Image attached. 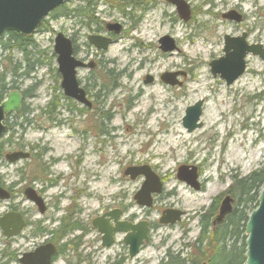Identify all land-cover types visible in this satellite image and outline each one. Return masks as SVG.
I'll return each instance as SVG.
<instances>
[{"label": "rangeland", "instance_id": "1", "mask_svg": "<svg viewBox=\"0 0 264 264\" xmlns=\"http://www.w3.org/2000/svg\"><path fill=\"white\" fill-rule=\"evenodd\" d=\"M128 1L99 0L94 7L93 15L99 21L122 26V32L114 36V44L103 54L94 56L95 47L83 43L85 37L75 42L87 60H98V75H102L105 85L99 93L103 97L98 107L107 117L100 123L92 112L75 113L72 125L58 130L54 122L56 111L50 114L46 108L54 91L61 90L60 77L57 80L54 77L57 66L56 56L52 55L53 39L57 32L66 36L72 33L78 25L74 19L55 18L52 12L31 35L37 45L35 50H42L43 54L30 58H39L41 64L27 65L29 68L24 69L20 51L3 50L0 44V72L4 71V79L11 82L12 67L21 63L17 71L20 89L32 95L25 99L28 111L23 112L22 127L14 128L17 135L13 139L24 143L27 149L35 148L33 153L44 154L32 161L3 164L0 175L7 182L23 177L22 186L33 182L38 187L46 178L59 175L63 180L47 191L45 197L50 205L60 209L51 207L47 217L53 214L58 219L79 212L80 223L89 229L91 219L99 211V201L110 203L111 207L122 206L141 186L144 177L131 179L125 169L148 166L164 181V197L157 199L163 205L157 203L150 208V221L155 223L160 211L167 207L185 212L181 222L151 231L146 248L133 259L135 264H158L167 252L189 254L199 234V218L214 197L221 194L217 213L233 181L260 169L264 163V60L246 54V70L230 85L218 75L213 77L209 70L210 61L223 55V35L245 33L247 44H259L264 50V0H183L190 10L187 21L178 17L176 7L166 0H134L136 6L130 16L123 14L116 7L123 8ZM72 7L70 3L66 11L70 12ZM123 9L130 10L129 6ZM101 27L105 31L104 24ZM79 28L80 36L92 34L84 27ZM163 36L174 41L175 48L169 52L159 49V38ZM0 40L5 42L6 36L1 34ZM88 70H80L77 76L85 77ZM24 71L27 74H22ZM166 72L175 73L174 79L182 85L163 82L160 76ZM147 76L152 77L149 83L144 82ZM157 94L161 98L155 100ZM197 100L203 102L199 118L202 126L187 132L181 124L184 110ZM65 115L68 116L66 110ZM97 124L105 129L104 135H96ZM56 156L61 160L49 166ZM180 165L197 167L202 181L199 190L176 178ZM17 168L22 170L16 172ZM45 169L48 172H43ZM70 171L74 178L68 175ZM58 191L63 193L60 200ZM21 206L29 210L31 220L44 218L32 214L28 202H22ZM137 212L138 208H132L131 213ZM43 224L48 226L49 220ZM94 233L83 238L79 252L94 251L92 261L103 264L104 252L97 251ZM78 234L72 232L66 240H74L73 236ZM113 251L116 249L105 253ZM76 261L72 259L73 263ZM56 264L65 263L59 259Z\"/></svg>", "mask_w": 264, "mask_h": 264}, {"label": "flooded vegetation", "instance_id": "2", "mask_svg": "<svg viewBox=\"0 0 264 264\" xmlns=\"http://www.w3.org/2000/svg\"><path fill=\"white\" fill-rule=\"evenodd\" d=\"M98 2L99 0H65V2L60 5V8H61L60 16L70 18V19L72 18L78 24L72 29L74 30L72 33H70L67 36L65 35V36L70 40V44H72V55L74 56L76 60H78L81 63V65H83L76 69L75 76H76L78 86H80L83 89L84 97L89 101V105H85L83 103L78 102L76 99L74 100L73 98L65 96L63 94V90L61 89V87H60L61 90L56 89L54 91L55 93L52 94L51 100L46 105V108L49 109L48 113L50 114L56 111L55 112L56 117L54 118V122L58 130H62L65 126L70 127V125H72V122L74 121L71 117H73L75 113L82 115V114H86L87 112H92V115H94L95 118H98V120H96L97 123L98 122L100 123V121H103L104 118H107L103 114L102 109L98 107L99 103H101V97H103L102 95L99 94L100 90H102L101 88L105 87V85H103V81L101 80L103 79L102 75L100 74L98 75V70H99L98 60L97 58H94V59L91 58V60H87L88 57L85 56V54L81 52V49L79 48V46L75 44L76 41L78 42L79 38L83 39L85 37L86 39H85V42L83 43L87 44L88 46H90L89 43L92 44L95 47L93 51L94 52L93 55L97 56V55L103 54L104 51L107 50L109 46L114 44V39H115L114 36L122 32L121 24L116 23V22L102 23L93 15L94 7ZM70 3H73V7L71 11L69 12V11H66V7ZM76 3L78 4V6L76 5ZM122 6L124 7L129 6L130 10L125 11L123 9L124 7L120 8L119 6H117L116 8L121 13L129 15L131 13V9H133L136 6V3L134 2V0H129L126 3L124 2ZM82 11L85 12V14L82 13ZM103 24H104L105 31H103L101 27L103 26ZM114 24L118 25L119 27L118 32L113 31L109 27ZM79 27L81 28L84 27L90 30L92 34H85L83 36H80L79 32L81 31ZM93 35L101 36L103 38L105 37L108 40L109 43L105 47V49L98 47L95 44L90 42V37H92ZM234 37H238V36H234ZM223 43H224V37H223ZM80 53H82V55ZM84 68H89V70L87 71L85 77L79 78V76H77V73L80 70H83ZM3 72L4 71L0 72V102L3 99H5L11 91H17L20 95L21 103L19 107V112L13 111L11 113L5 114L2 120V123L4 124L6 129L0 137V151H1L0 167H3V164H13V163H17L19 161H24L27 159L32 161L35 159V156L37 157L39 156L38 159H40L44 155L43 153H40V154L33 153L35 151V148L29 147L27 149L26 146L24 147L25 145L24 143H21L13 139L14 137L16 138V135H17V132L14 131V128L22 127L24 123L23 116H22L23 112L28 111L24 104L25 99L28 97H31L32 95L30 92H28V90L20 89V83L18 82L19 80L18 73H16L17 75L12 76L11 82H7L6 79H4L3 77L4 76ZM56 72H57V69H56ZM176 82H177L176 83L177 85L179 86L182 85V82L180 81H176ZM98 87L99 89L96 90V88ZM65 110L67 111L68 116L66 115L64 116ZM21 116L22 118L20 122L17 121V119ZM97 126L98 127L96 131V135L97 136L104 135L106 132H105V129L102 127V125L97 124ZM40 129H43V128H40ZM46 129L47 128H44L43 131ZM63 132L64 131H62V134ZM13 152L27 153V155L24 156V158L20 157V158H17L11 161L7 157V155L12 154ZM57 160H61V158L57 156L54 158H51V161H50L51 164H48V165L53 166ZM21 170L22 169L17 168L15 171L20 172ZM43 172H48V169H45ZM68 175L71 176V178H74V174L71 171L68 172ZM22 179L23 177H19V179L17 178L16 180H14V182H7L4 179V176L0 175V205L4 204L0 206V264H42L45 261L44 256L46 252H44L43 254H41L40 252L39 254H36V251L37 249H39V247H42V246L46 247L47 245L48 246L53 245V248L55 249V251L51 253L49 256L50 264H56L59 259H63L65 264H96L94 261H92L93 259L92 255L94 251L93 253L91 252L83 253V252H79V248H78L83 238L86 235L91 234L92 231L95 232L94 236L96 237L95 241L97 244L95 247L97 251L100 253L104 252L105 260L103 264H135L136 261L133 259L136 257L137 253H139L142 249L146 248V244L149 242L151 231L153 230L156 231V228L163 226V225L165 226L175 225L181 222L180 220L182 216L185 215L184 211L177 209L183 213L180 215V218L177 221H175V223H170V222H168L167 224L162 223L160 222V218L163 216L164 211L166 210L177 211L175 209H168L167 207L166 209H162L160 211V215L156 219L155 223H152L150 221L149 211H152V209L150 208H153L155 204L158 203L157 199H162L164 197L162 195L164 192L163 190L164 181L159 176L158 179H160V183H161L160 191L151 193L149 195L148 197L149 205L147 204L141 205L135 200L134 195L137 193V191L133 194L132 199H130L129 202H126L122 206L119 205L118 207L116 206L111 207L110 203L106 204V203H103L102 201L101 202L99 201V204H101L99 211L91 219L90 221L91 227L88 229L87 227L84 226V224L82 225L80 223L81 220H79L78 218L79 212H75L76 213L75 215L65 214L62 217H59L58 219H54L52 216L53 214L51 215V217L49 216L47 217L46 215L47 212L53 206L50 205V203L46 200L47 197H45L46 196L45 194L47 193V191H49L53 187H57L58 182L60 180H63V178H60L59 175L55 176V178L54 177L46 178V180H44L43 185L39 187L30 181H29L30 182L29 185L22 186L20 182V180L22 181ZM144 181L145 180L143 178V181L141 182V186ZM197 181H198V188L200 189L202 185V181L200 180V178H198V172H197ZM184 184L190 187L187 183L184 182ZM58 193H59L58 199L60 200L63 197L62 195L63 193L59 191ZM123 195L124 197L127 196V194H123ZM166 195H169V194H166ZM18 197L21 199L18 200ZM230 198L232 197L230 196ZM123 199H126V198H123ZM223 199H221L219 203L217 213L212 218L213 226L215 224H220V222L224 220L223 219L224 217L221 218L220 222H217L215 220V217L219 213V210H220L219 207ZM22 202H28L30 204V206L32 207V214L38 213L40 216H43L44 218L40 217L37 220H31L30 216H28L29 210H26V208H23L21 206ZM232 203H234L233 198L230 203L231 207L233 206ZM158 204L163 205V203L162 202L160 203V201ZM134 207L138 208L137 214L143 213L145 215L141 217H135V215L137 214L131 213L132 208ZM53 209H56L58 211V209L60 208L59 206L58 207L54 206ZM16 217L20 218V220H17ZM114 218H116V221H114ZM48 220H49V224L48 226H45L43 223L44 221H48ZM92 221H94L95 225H97L96 228H94L91 225ZM114 222H117V223L120 222L123 224L125 222V223H129L133 225L134 223H140V222L147 223L146 234L148 236V241L146 242L142 241L139 244L140 245L139 250L138 252H136L135 255L130 256L129 246L125 244L124 242V238L126 234L130 233V229H127V231H124V232L114 231L112 234H110V236L104 237V232L107 233L109 229H113V227L116 226ZM54 223H56V226H54ZM49 225H51L52 227H50ZM2 226L4 227L6 226V229H8V231L5 232ZM76 231L79 234L77 236H73L74 240L70 239L67 241L66 238H68L70 233L76 232ZM107 241H111V243L109 245H106L105 242ZM72 244H74L73 247H72ZM60 246H63V247L65 246L64 247L65 250L60 252L59 251ZM114 248L116 249V251H113L112 254L105 253L106 251L113 250ZM179 253L182 254L179 251L178 252L176 251L175 253H172V254H179ZM73 256L75 259H77L76 263L72 262V259H74ZM129 261H131V263H129ZM201 264H206V263L202 262Z\"/></svg>", "mask_w": 264, "mask_h": 264}, {"label": "water", "instance_id": "3", "mask_svg": "<svg viewBox=\"0 0 264 264\" xmlns=\"http://www.w3.org/2000/svg\"><path fill=\"white\" fill-rule=\"evenodd\" d=\"M167 1V0H166ZM171 2L177 10V14L184 21L189 20L190 10L187 4L183 0H168ZM65 0H0V34L7 32H15L21 35L29 36L34 33L39 27L42 19L46 18L49 13L63 4ZM226 17L230 18L229 15ZM237 20L239 17H235ZM232 19V18H230ZM113 31L118 32V25L114 24L109 26ZM223 43V55L219 58L213 59L209 63V70L212 76L219 75V78L224 80L226 85L232 84L235 79L244 73L245 68V55L250 53L252 55H258L264 60V50L259 44H247L246 35L241 34L238 37H230L224 35ZM90 42L98 47L105 49L108 45V40L101 36L90 37ZM174 41L170 37L163 36L159 38V49L163 52H169L174 49ZM53 52L56 55L57 73L60 77L59 87L63 90V94L67 97L76 99L78 102L85 105H89V101L84 97L83 89L78 86L76 80V69L81 67V63L72 55V44L70 40L63 34L57 32L53 39ZM175 73H163L160 78L163 82L169 85H174L177 82L174 80ZM151 76L145 78V83L151 81ZM20 95L17 91H11L5 99L0 102V137L5 131L6 127L2 123L5 114L11 112H19L20 107ZM203 102L197 100L192 106H188L184 110V115L181 120V124L187 130L192 132L196 128H200L202 124L199 121L201 116ZM27 153L13 152L7 157L13 161L14 159L26 156ZM125 174L129 175L132 179L138 175L144 176V182L137 193L134 195L135 200L141 204L149 205L148 197L151 193L159 192L161 183L157 175L149 169L148 166L142 165L140 167H129L125 169ZM177 178L187 183L191 188L197 190V167L180 165L177 167ZM258 204L255 209L248 215V220L245 224V260L244 264H264V184L258 194ZM219 213L215 217L217 222H220L221 218L231 211V201L228 195L223 197ZM183 212L177 210H166L163 212V216L160 218V222L167 224L175 223L180 218ZM17 220L20 218L16 217ZM116 221V218H114ZM113 229H109L105 236H110L114 231H127L130 229V233L126 234L124 238L125 244L129 246L130 256H133L139 250V244L144 241H148L146 234L147 223H117ZM91 225L96 228L94 221ZM8 227V226H7ZM3 230L8 231L6 226H2ZM109 245L111 241L105 242ZM55 249L53 245L42 246L37 249L36 254H43L46 252L44 258L45 261L42 264H50L49 256ZM40 254V255H41Z\"/></svg>", "mask_w": 264, "mask_h": 264}, {"label": "trees", "instance_id": "4", "mask_svg": "<svg viewBox=\"0 0 264 264\" xmlns=\"http://www.w3.org/2000/svg\"><path fill=\"white\" fill-rule=\"evenodd\" d=\"M60 7L53 10V16L61 15ZM85 14V12L82 11ZM43 20L41 26H43ZM6 41L0 44L3 50L15 49L20 51L24 60V69L27 65L41 64L38 59H31L30 55L41 56L42 50H35L37 45L31 36L17 34L15 32L4 33ZM53 57L55 55L52 53ZM21 63L11 69V75H17ZM29 68V67H28ZM26 71V70H25ZM22 74H27V72ZM56 80L59 79L56 69L54 70ZM19 74V73H18ZM1 156V151H0ZM264 182V163L260 169L250 172L245 177L235 179L225 192L234 199L230 213L224 216L220 224L212 225V218L216 213V207L219 202V196L214 197L208 210L201 214L199 234L193 241L192 251L182 256V254L167 253V256L158 264H244L245 260V224L248 220V214L258 204V194ZM65 247V246H64ZM63 246L59 251L65 250Z\"/></svg>", "mask_w": 264, "mask_h": 264}, {"label": "bare ground", "instance_id": "5", "mask_svg": "<svg viewBox=\"0 0 264 264\" xmlns=\"http://www.w3.org/2000/svg\"><path fill=\"white\" fill-rule=\"evenodd\" d=\"M158 98H161V95L160 94H157L155 100H157Z\"/></svg>", "mask_w": 264, "mask_h": 264}]
</instances>
